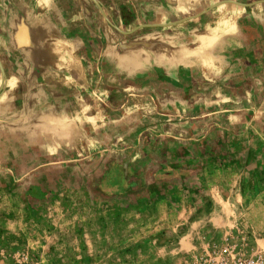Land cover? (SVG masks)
Returning <instances> with one entry per match:
<instances>
[{
  "label": "rangeland",
  "instance_id": "374dc122",
  "mask_svg": "<svg viewBox=\"0 0 264 264\" xmlns=\"http://www.w3.org/2000/svg\"><path fill=\"white\" fill-rule=\"evenodd\" d=\"M217 169L264 201V0H0V197L46 243L2 264H186L205 249L157 246L188 223L120 242L179 195L211 211ZM233 215L244 231L227 241L264 264V207ZM84 231L114 241L74 255ZM212 231L196 242H223Z\"/></svg>",
  "mask_w": 264,
  "mask_h": 264
},
{
  "label": "crops",
  "instance_id": "0c3cea01",
  "mask_svg": "<svg viewBox=\"0 0 264 264\" xmlns=\"http://www.w3.org/2000/svg\"><path fill=\"white\" fill-rule=\"evenodd\" d=\"M207 171L205 177H203V192L205 191L209 196V200L213 203L211 211L204 213L201 211V215H196L197 208L201 206L200 204L195 203V201H188L182 195H179L178 198H175V202H167L162 204L169 209V212L165 216L153 215V217H148L147 219H141L134 224L137 226V229L130 230L129 225L125 223L127 229V236L123 237L121 240L122 248L136 247L141 242H147L149 244H156L160 237L158 231L164 230L167 234L170 230H175L179 225L188 223L187 228L181 232L179 235H176L177 241L174 246H171L169 243L162 242L161 245H158L157 248L161 251L165 246V253H188L193 252L195 249H200L203 247L205 250L210 246L207 242H196V239H201L203 237H208L210 232L215 229L213 235H217L219 240L226 241L227 238L231 237L238 232H243L244 227L240 220H232L234 216L233 213L237 212L242 213L244 208L251 209L257 207H264V201L259 198H247L244 196L242 190L240 189V175L239 172L232 170L228 171ZM225 173L230 179L229 183L226 184L222 181V178L217 176ZM215 176V177H214ZM231 176V178H230ZM226 192L224 193V191ZM175 204V207L173 205ZM161 206V204H159ZM28 206L25 202L21 203L17 200L11 198V196H2L0 197V264L4 263L10 254L12 245L21 244V252L17 250L15 253L23 254V257H27L30 249H37L40 252H44L46 243L42 236L35 237L29 232L30 216L27 215ZM238 217V216H237ZM124 219L127 217H121V222L124 223ZM129 221V220H128ZM127 221V222H128ZM105 224H109L106 222ZM139 227V229H138ZM162 232V231H161ZM249 232V230H247ZM165 233V234H166ZM89 234V235H88ZM162 235V233L160 234ZM244 236V235H242ZM97 238L105 237L110 238L109 240L114 241L113 234L111 231H106L104 235L101 232H80L79 240L76 244L70 245V242L64 240L62 243L58 242V247H67L70 245L72 247V253L77 256L82 254L89 253L96 254ZM77 239V238H76ZM113 239V240H112ZM254 244L261 245L264 238L254 237ZM161 243V242H160ZM222 243V242H221ZM220 243V244H221ZM158 244V243H157ZM50 245H47V253L50 252L48 248ZM116 245L112 244L111 248L114 249ZM195 254V252H193ZM192 254V256H194ZM81 259V258H79ZM34 264H41L40 262H35ZM77 264V263H75Z\"/></svg>",
  "mask_w": 264,
  "mask_h": 264
},
{
  "label": "built area",
  "instance_id": "2783aa9c",
  "mask_svg": "<svg viewBox=\"0 0 264 264\" xmlns=\"http://www.w3.org/2000/svg\"><path fill=\"white\" fill-rule=\"evenodd\" d=\"M235 247L227 240L210 245L204 253L194 255L186 264H259L258 258L244 257Z\"/></svg>",
  "mask_w": 264,
  "mask_h": 264
}]
</instances>
